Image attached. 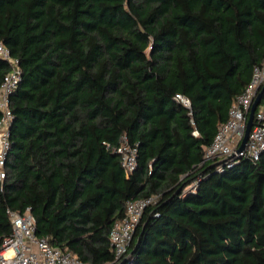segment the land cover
<instances>
[{"label": "trees", "instance_id": "1", "mask_svg": "<svg viewBox=\"0 0 264 264\" xmlns=\"http://www.w3.org/2000/svg\"><path fill=\"white\" fill-rule=\"evenodd\" d=\"M0 41L22 71L0 249L30 209L36 235L84 264H264V153L203 163L264 61V0H0ZM9 71L0 58V87ZM151 197L117 258L111 230Z\"/></svg>", "mask_w": 264, "mask_h": 264}, {"label": "built area", "instance_id": "2", "mask_svg": "<svg viewBox=\"0 0 264 264\" xmlns=\"http://www.w3.org/2000/svg\"><path fill=\"white\" fill-rule=\"evenodd\" d=\"M0 58L10 64L0 87V181L6 178L5 163L10 150V129L13 122L11 96L22 79L18 60L13 58L10 49L0 41ZM264 85V61L254 70L252 80L245 91L234 101L228 120L223 123L211 146L204 149L203 163H215L219 171L232 167L240 159L258 161L264 153V99L255 113V123L246 147L238 152L245 137L251 107ZM176 99L191 109V101L177 94ZM199 136V132H193ZM122 166L131 175L138 165V149L122 136L117 148ZM157 197L132 200L127 203L124 218L115 224L110 232L111 245L117 258L127 253L133 234L141 220L144 210L155 203ZM12 234L6 238L0 249V264H84L69 250L53 247L48 238L36 235V221L30 209L23 214L11 213Z\"/></svg>", "mask_w": 264, "mask_h": 264}, {"label": "water", "instance_id": "3", "mask_svg": "<svg viewBox=\"0 0 264 264\" xmlns=\"http://www.w3.org/2000/svg\"><path fill=\"white\" fill-rule=\"evenodd\" d=\"M264 99V85L263 87L259 90L258 95L251 107V111H250V115H249V120H248V124H247V129H246V133H245V137L243 139L242 145L239 148L238 152H241L245 149L247 141L249 139L251 130L254 126L255 123V113L259 107V105L261 104L262 100Z\"/></svg>", "mask_w": 264, "mask_h": 264}]
</instances>
